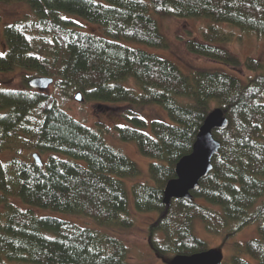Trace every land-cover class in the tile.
<instances>
[{
    "label": "trees",
    "instance_id": "16d2710c",
    "mask_svg": "<svg viewBox=\"0 0 264 264\" xmlns=\"http://www.w3.org/2000/svg\"><path fill=\"white\" fill-rule=\"evenodd\" d=\"M27 3L29 15L4 31L0 73L17 69L52 78L65 94L81 93L87 102L132 109L157 105L172 124H148L135 112V128H117L152 160L153 185L132 188L139 213L161 215L163 192L178 162L192 153L197 135L215 108L227 111L228 127L215 132L222 147L213 172L193 193L194 202L176 200L154 232L152 242L163 258L208 251L194 235L200 221L212 235L235 236L258 225L259 238L244 252L264 264V66L241 61L219 46L231 38L210 26L204 39L190 37L187 51L232 71L255 75L242 80L224 71L194 69L188 76L155 54L121 44L125 40L167 48L154 16L207 19L264 38V0H0ZM73 16V17H72ZM73 18L99 29L81 30ZM0 41V46H1ZM133 81L137 92L128 87ZM102 106V107H103ZM0 264H128L124 244L97 229L57 218L80 217L97 227H133L126 179L140 176L136 163L110 147L101 130L68 115L54 97L32 91L0 89ZM25 152H35L42 165ZM12 154V153H11ZM33 157V155H32ZM259 205V206H258ZM53 212L37 216L35 210ZM93 227V226H91ZM231 264H250L240 256Z\"/></svg>",
    "mask_w": 264,
    "mask_h": 264
},
{
    "label": "rangeland",
    "instance_id": "374dc122",
    "mask_svg": "<svg viewBox=\"0 0 264 264\" xmlns=\"http://www.w3.org/2000/svg\"><path fill=\"white\" fill-rule=\"evenodd\" d=\"M31 9L27 3H14L7 5L0 3V51L5 52L4 31L9 25L21 20L24 16L29 15ZM73 17V16H72ZM161 36L165 39L167 48H153L142 44L122 40L121 44L143 51L155 54L156 56L168 60L178 67L183 75L188 76L194 69L205 70H221L230 75H236L242 80H247L255 75L254 72L249 71L246 67L232 71L223 66H219L204 58L190 54L186 49L187 40L192 38L204 39L203 33L209 29L210 26L221 28L223 32L230 36L231 40L228 43H222L219 46L226 48L237 56L241 61L245 62L248 59L258 61L264 66V38H258L253 33L243 32L240 29L229 27L226 25H216L210 20H179L173 16H154ZM81 25V30L94 35H99L100 31L97 27L87 24L81 20L73 18ZM36 77H41L35 73L22 71L17 69L10 73H0V89L10 91H32L29 88L28 82ZM128 87L137 92L138 87L133 81L127 83ZM139 90V89H138ZM40 93V92H39ZM42 94L54 97L58 106L75 120L82 123L84 126L94 130H101L105 142L114 150L122 155L128 157L131 161L137 164L140 170V176L135 179H126V188L129 197V218L132 221L133 227L130 229H122L121 227L103 228L97 227L90 221L68 215L59 214L57 218L64 221H71L77 223L81 227H90L97 229L102 233H106L118 240H120L128 250L127 263L128 264H170L175 254H168L164 258L160 256L155 250L150 247V241L163 242L164 236L160 232H153L152 228L157 229L158 221L161 215L154 213H139L134 204L132 188L136 184L153 185L150 180L148 168L152 160L143 158L137 150L134 143H126L120 140L117 128H135L133 123L129 120L131 118L130 112L144 120L148 126L143 129L149 132L151 123L154 121H161L168 124L173 122L170 120L167 112L160 106L151 105L139 109H132L126 105L113 106L112 108L104 107L99 102H87L83 98V102L75 100L78 94H65L59 91L55 83ZM103 106V107H102ZM12 153V154H11ZM35 152H25L30 159ZM13 151H7L0 155L2 161H8L13 157ZM264 201V198L259 202ZM258 205V206H259ZM37 216L53 215V212L36 209ZM93 226V227H91ZM194 235L206 243L207 249L220 251L224 256L223 264H231L232 257L238 255L250 264H258L244 252L246 243L259 238L258 225L255 224L248 227L244 231L235 236L226 234L212 235L205 230L204 225L200 221L194 222Z\"/></svg>",
    "mask_w": 264,
    "mask_h": 264
},
{
    "label": "water",
    "instance_id": "95a60500",
    "mask_svg": "<svg viewBox=\"0 0 264 264\" xmlns=\"http://www.w3.org/2000/svg\"><path fill=\"white\" fill-rule=\"evenodd\" d=\"M55 83L48 77H36L28 82L30 89L37 92L47 91ZM75 100L83 102L81 93ZM229 125L227 111L215 108L204 121L193 145L192 153L183 157L175 168V178L169 180L163 192L165 211L158 223L166 218L176 200L194 202L193 193L199 191L201 182L213 172V160L219 156L221 143L215 138V132L225 130ZM36 164L42 165L38 154L33 155ZM224 256L220 251L208 250L191 256H176L170 264H223Z\"/></svg>",
    "mask_w": 264,
    "mask_h": 264
},
{
    "label": "flooded vegetation",
    "instance_id": "af4514ba",
    "mask_svg": "<svg viewBox=\"0 0 264 264\" xmlns=\"http://www.w3.org/2000/svg\"><path fill=\"white\" fill-rule=\"evenodd\" d=\"M150 247L153 249V245H152L151 243H150ZM153 250H155V249H153ZM155 251H156V250H155ZM175 257H176V256H175ZM175 257H174V258H175ZM174 258H173V259H174ZM173 259H172V260H173ZM172 260H171V261H172ZM170 263H171V262H170Z\"/></svg>",
    "mask_w": 264,
    "mask_h": 264
}]
</instances>
